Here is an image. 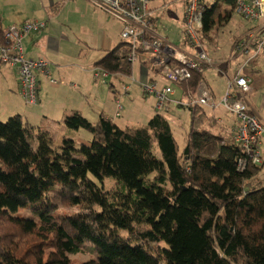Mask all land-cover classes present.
Instances as JSON below:
<instances>
[{"label":"trees","instance_id":"1","mask_svg":"<svg viewBox=\"0 0 264 264\" xmlns=\"http://www.w3.org/2000/svg\"><path fill=\"white\" fill-rule=\"evenodd\" d=\"M179 2L181 12L174 14L184 24L186 0ZM236 3L201 0L197 37H212L215 25L234 16ZM153 10L150 6L148 14L158 33ZM33 19L7 26L0 21V37L3 29L22 28ZM45 28L46 22L41 32ZM182 34L180 44L167 41L194 51ZM30 35L38 34L23 36V50ZM241 40L234 48L247 55ZM126 46L121 41L93 64L94 81L132 76L134 62ZM161 71L148 70L167 80L166 87L192 96L182 148L160 113L152 114L145 127L126 128L102 113L95 123L79 112L62 122L44 118L37 128L18 115L0 121V264H264V186L247 189L258 175L257 165L233 134L212 131L214 120L204 107L191 105L203 72L169 82ZM17 94L22 99L19 84ZM61 123L87 131L90 144L76 146L60 136ZM87 249L93 256L86 261L71 259Z\"/></svg>","mask_w":264,"mask_h":264},{"label":"rangeland","instance_id":"2","mask_svg":"<svg viewBox=\"0 0 264 264\" xmlns=\"http://www.w3.org/2000/svg\"><path fill=\"white\" fill-rule=\"evenodd\" d=\"M151 7L154 8L153 12L157 18L156 30L158 34L168 38L170 43L180 44L181 40H183L182 31L184 29V24L178 15L181 12L179 0L152 1ZM222 10L223 8H219L217 12H221ZM32 16H35L37 19L39 18V20L42 19V21L45 19L50 20L55 17L53 20L54 30L57 32V37H59L60 40H58L57 49L53 48L52 51L53 53L60 54L58 59H62L61 52L64 51L63 49L75 53L78 49L74 46H77L83 48L85 51L84 53H87L84 55L85 57L82 58V61H85L86 57L93 52L91 47L97 46L98 44L93 43L92 46H90L83 40L89 39L91 36L95 35L96 29L99 27L104 28L108 33V38L111 41L108 49H111L122 41L120 35L122 29L121 24L112 17L95 9L87 0H0V21L3 22L4 26L19 24L30 19ZM254 22L257 21L243 20L241 16L235 12L232 17V23L237 24L236 27H234L231 22H221L215 25L212 37L203 41L198 38V42L201 43V48L203 50L207 48L211 57V64H204L200 69H203V73L206 72V79L210 82V87L216 94V99L221 100L224 97L228 85L232 81H229L227 84L229 76L232 77L237 68L255 54L251 52L247 57L237 54L236 52L233 54L232 51L234 49V42L238 40V37L234 36L236 35L235 33L242 28L249 27L251 25L250 23ZM258 22L264 23V20ZM252 29L253 28H249L248 30L251 31ZM42 33L43 32L38 35ZM242 34H239V36ZM49 40L52 41V39ZM46 49L47 51L51 50L48 46ZM184 50L192 54L197 49L192 51L185 48ZM34 52L36 54L40 53L39 48H35ZM98 55V52L95 53L96 58ZM214 59L215 65L212 66ZM88 64L90 66L91 61L83 62V66ZM52 65H60V67H62L61 64L57 62H54ZM89 69L93 71L92 66ZM242 74L252 77L255 90H253L252 93L245 94L241 99L245 103L246 101L257 103L259 110L256 112L264 114V49L251 58L243 68ZM89 75V73H82L79 71L78 74L72 78L61 70H59L58 75H51L54 79H64L68 84L66 86L51 85L46 79L40 77L39 93L41 101L36 105H30L20 98L17 94V89H10V87L16 83V80L17 86L19 84L15 68L0 65V121L4 122L9 117H14L15 114H10L9 112L15 111L16 109L19 111L21 118L25 119L23 121L30 124L33 128H37L40 121L44 118L62 122V117L71 115L74 112H79L89 122L95 123L102 113L109 115L118 127L126 128L130 126L145 127L151 114L160 113L169 120L179 148L184 146V133L188 130L190 110L188 108L185 109L175 106L180 120L174 121L171 119V116L166 114L165 110H163L166 109V102L162 103L161 109L155 111L157 109L156 94L150 93L148 90V92L144 94L143 91L144 86L153 85V83L158 90H161L163 86L166 87L165 85L168 84V81L163 79L161 75L149 73L145 65L141 62L140 64L134 62L133 74L131 77L110 76L106 79L105 84L100 81H94L99 83V85H94ZM78 79L79 81H77ZM132 80H135V82ZM71 83H75L76 85L73 86ZM126 86H129L128 92L124 91ZM169 87L171 88V85ZM174 89L177 90L176 87ZM179 95L178 92V94H176L178 100H175L179 101L177 102L178 105L181 100ZM115 99H118L122 107L121 111H118V105ZM59 108L61 112H58ZM206 109L209 110L208 107H206ZM117 111L119 115L116 117L115 113ZM230 117L232 121H236L234 116L230 115ZM215 131L218 133L217 130ZM59 134L60 136H65L74 140L76 146L82 143L87 144V146L90 144H88V142L91 140V135L82 129L69 130L61 123ZM58 139L59 138L55 139V143H57ZM260 150L262 159L260 165H257L258 175L252 181L253 186H247V189L264 186V143L260 147ZM107 183H113V181L107 180ZM91 256H93V254H91ZM91 256L87 249L86 252L82 254L70 257L75 260L76 263H80L86 261Z\"/></svg>","mask_w":264,"mask_h":264},{"label":"built area","instance_id":"3","mask_svg":"<svg viewBox=\"0 0 264 264\" xmlns=\"http://www.w3.org/2000/svg\"><path fill=\"white\" fill-rule=\"evenodd\" d=\"M88 1L119 21L122 26L121 39L127 44L128 60L131 63L140 59V62L148 70L152 72L162 70L161 73L167 76L170 82L177 79H180L179 81L187 80L192 71L202 73L203 69L201 70L200 67L204 64H211V58L201 48V43L198 42L197 37V31L202 27V15L199 10L201 0H186L183 33L188 44L193 46L195 50L197 49L192 54L171 45L166 37L159 35L152 29L151 15L148 14L152 0ZM235 11L245 20L257 22L264 20V0H237ZM44 25V21L33 19L24 23L22 28L11 26L3 29L0 37V61L15 68L19 80V94L30 105H35L37 102L38 75L47 79L52 85H66L65 81L51 78L49 64L46 60L28 59L22 48L23 36L29 33L39 34ZM257 36L261 38V41L256 44L254 55L264 49V32L260 34L255 29L247 32L248 40H254ZM240 47L247 52L248 45L242 44ZM250 60L251 58L248 59V61ZM242 69L236 72L221 100H215L209 89L200 83L197 89L198 94L196 93L190 103L194 106L208 107L213 110L222 108L226 113L234 115L238 120V127L234 136L235 142L250 155L254 165H260L262 159L260 147L264 143V121L251 113L247 104L241 99L251 91V80L242 74ZM98 71H95L96 77L100 76ZM101 76L106 77V74ZM143 88L146 92L150 91V93L156 94L157 108H161L168 96L173 95V90L170 87H164L159 91L153 85ZM180 104L182 105L181 102Z\"/></svg>","mask_w":264,"mask_h":264},{"label":"crops","instance_id":"4","mask_svg":"<svg viewBox=\"0 0 264 264\" xmlns=\"http://www.w3.org/2000/svg\"><path fill=\"white\" fill-rule=\"evenodd\" d=\"M73 3H77V2H73ZM33 17H35V16H33ZM54 19H55V17L50 19V20H46V19L44 20L46 22V28H45L44 32L41 35H38V36L30 35V36H26L23 39V47H24L25 56L28 59H33V60H38V59L47 60L50 63V74L52 76L58 75L59 74V70H61V71L65 72V74L70 75L72 78H74V76L77 75L78 72L80 71L82 73H89L90 74L89 77L91 78L92 83H94V85L95 84L99 85V83L94 82V80L92 78L93 72H92V70L90 71L89 68L91 66L93 68V64L97 60L101 59V57L103 56L104 52L110 50L108 48H109V45H110L111 41L108 38L107 31L104 28H100L99 27V28L96 29V34L95 35L91 36L89 39L83 40L84 42H86L90 46H92L93 43L98 44L97 46L91 47L92 48L91 50L93 52L90 53L85 59V61H88V62L91 61L90 66H89V64L83 66V62H85V61H82V58H84L85 57L84 55L87 54V53H84L85 51L83 50V48H79L77 46H74V47H76L78 49L75 53L74 52H69L66 49H63L64 51L61 52L62 53V59H58V57L60 56L59 53H53V51H52L53 48L57 49V43H58V40H60V38L57 37V32L54 30V22H53ZM40 20H42V19H40ZM227 21H228V23H230V22L232 23V17L229 18ZM250 24L251 25L249 27L240 29L237 33H235L236 35H234L235 37H238V40L236 42H238L242 38V40H241L242 42L240 43V45H242V44L248 45V49H249L248 52L249 53L247 55H245V53L243 54V53L239 52L241 49L240 48L236 49L237 47L235 45L234 50H232L233 54H234V51H236V52H238L237 54H240V55L248 57L251 52L254 53V50L256 48V44L261 41L260 40L261 38L259 36H257V38L254 39V40H248L246 32L249 31L248 30L249 28H253L256 31H259L260 34H262L264 32V23L254 22V23H250ZM236 25L237 24H233L234 27H236ZM256 26H258V27H256ZM239 34H242V35L239 36ZM49 39H52V41L49 40ZM80 40H82V39H80ZM47 46L51 50L47 51V49H46ZM35 48H39L40 53L36 54L34 52ZM205 51L208 54V56L210 57L207 48L205 49ZM97 52L99 53V55L96 58L95 57V53H97ZM247 61H248V59H247ZM54 62H57L58 64H61L62 67H60V65H52V64H54ZM246 62L244 64H241L240 66L238 65L239 67L237 68L236 72H238L239 69L243 68V66L245 67L246 66L245 65ZM213 65H215V59H214V63L212 64V66ZM88 66H89V68H88ZM87 68H88V71H87ZM140 71H142V70H140ZM242 71H243V69H242ZM236 72H235V74H236ZM205 73H203L204 82L202 81V84H204L210 91V89H211L210 82L207 81ZM235 74L232 77L229 76V78L227 80V84H228L229 81H231L234 78ZM244 76H246L247 78H250V80H251V91L249 93H252V91L255 90V88L253 86V84H254L253 83V79H252V77H250V75H244ZM62 80H64V79H62ZM77 81H79V79ZM39 83H40V76L38 78V87H37L38 88V95H37L38 96V103L41 101L40 93H39V91H40ZM71 84L73 86L76 85L75 83H71ZM8 88H9V86H8ZM12 88L17 89V80H16V83L14 85H12V87H10V89H12ZM171 88L174 90V95L170 97L171 101L167 102L165 113L170 115L171 119L176 121V120H180V119H179V114H178L177 110L175 109V106L179 107V108H185V109L188 108L190 110L191 107H188V98L190 96L187 95L186 97H183V95L180 94V98H181L180 102L182 103V105H180V104L178 105L177 102H179V101H175V100H178L176 98V94H178V91L176 89H174L172 86H171ZM194 96H193V98H194ZM212 96L215 98V100H219V99H216V94L214 93V91H213ZM115 100L118 101V99H115ZM246 103H247L248 108L251 110V112H253L254 115L256 114V116L260 120L264 121V114H262V113L259 114V113L256 112L257 110H259L257 103L255 104V103L250 102V101H246ZM204 108L207 111L208 116L210 118H213V120H214V122H213L214 126L212 127V131L217 130L218 133L222 132V133H227V134H233L235 136V133H236V130H237V127H238V120H237V118L234 115L227 114L222 108H217V109H214V110L213 109H209V108H208L209 110H207L206 107H204ZM58 112H61L60 108H59ZM9 113L20 116V113H19V111L17 109L15 111H10ZM230 115L234 116L236 118V121H232V118L230 117ZM107 116H109V115H107ZM23 120H25V119H23ZM215 121H216V127H215Z\"/></svg>","mask_w":264,"mask_h":264}]
</instances>
